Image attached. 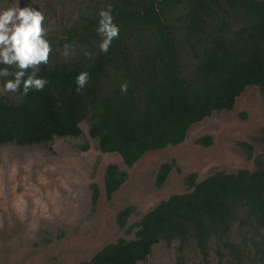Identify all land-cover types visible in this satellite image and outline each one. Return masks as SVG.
<instances>
[{
  "label": "trees",
  "instance_id": "trees-1",
  "mask_svg": "<svg viewBox=\"0 0 264 264\" xmlns=\"http://www.w3.org/2000/svg\"><path fill=\"white\" fill-rule=\"evenodd\" d=\"M108 5L120 32L103 53L97 28ZM47 39L52 65L37 76L48 83L26 97L17 92L16 105L0 102V146L80 139L86 121L98 149L119 154L131 168L147 153L182 144L190 128L214 112L232 110L248 87L264 96V0H94L79 22ZM65 43L72 46L67 56ZM81 72L90 79L78 93ZM211 142L208 136L197 140ZM256 162L254 172L217 171L200 182L189 174L188 192L145 214L134 239L106 246L84 264H138L161 242L176 243L180 257L195 247L205 264L212 251L217 264H264V165ZM175 167V161L160 166L157 189ZM128 178L108 165L107 196ZM92 189L96 202L99 191ZM136 213L127 207L117 221L124 225Z\"/></svg>",
  "mask_w": 264,
  "mask_h": 264
},
{
  "label": "rangeland",
  "instance_id": "rangeland-1",
  "mask_svg": "<svg viewBox=\"0 0 264 264\" xmlns=\"http://www.w3.org/2000/svg\"><path fill=\"white\" fill-rule=\"evenodd\" d=\"M93 1L0 0V11L17 5L40 10L49 38L79 22ZM51 65L50 58L41 70ZM2 81L0 102L18 104V93H5ZM80 126L84 136L80 139L55 138L47 146L0 147V264L88 262L102 248L134 239L135 225L159 203L174 194L187 193L184 180L189 174L196 173L200 182L217 171L254 172L258 157L264 164V100L255 86L237 98L232 110L214 112L192 126L182 144L147 153L131 168L119 154L98 149L88 136L86 121ZM203 136L212 137V147L196 143ZM240 143L252 146L251 158ZM171 161L176 167L164 187L157 189V172L163 163ZM110 164L129 175L112 199L104 190L105 170ZM94 184L100 191L96 206L92 204ZM129 206L136 207L137 213L122 225L116 220L117 214ZM233 235L235 239L236 228ZM178 256L176 243L161 242L146 261L138 264H179ZM180 258V264H205L195 247L184 250ZM209 261L217 264L215 251Z\"/></svg>",
  "mask_w": 264,
  "mask_h": 264
},
{
  "label": "clouds",
  "instance_id": "clouds-1",
  "mask_svg": "<svg viewBox=\"0 0 264 264\" xmlns=\"http://www.w3.org/2000/svg\"><path fill=\"white\" fill-rule=\"evenodd\" d=\"M112 6L99 13L100 20L97 34L101 37L99 48L107 53L114 39L119 37V26L114 23L111 15ZM45 16L31 6L24 8L9 7L0 11V79H4L3 91L17 93L26 97L29 92L42 91L48 81L38 77L42 65H48L52 53V45L48 30L44 26ZM72 46L65 43L64 55H69ZM89 74L81 72L75 83L79 93L89 82ZM128 83L121 84V91L126 93Z\"/></svg>",
  "mask_w": 264,
  "mask_h": 264
},
{
  "label": "flooded vegetation",
  "instance_id": "flooded-vegetation-1",
  "mask_svg": "<svg viewBox=\"0 0 264 264\" xmlns=\"http://www.w3.org/2000/svg\"><path fill=\"white\" fill-rule=\"evenodd\" d=\"M3 67H4V65H3V64H0V68H3ZM0 80L2 81V79H0ZM2 82H3V81H2ZM255 87H257V86H255ZM258 88H259V87H258ZM259 90H260V89H259ZM260 92H261V91H260ZM261 95H262V94H261ZM262 98H263V100H264V96H263V95H262ZM203 137H206V136H203ZM208 137H211V136H208ZM201 138H202V137H201ZM198 139H199V138H198ZM198 139H197V140H198ZM211 139H212V137H211ZM197 140H196V143H197ZM262 141L264 142V137L262 138ZM50 144H51V143H50ZM197 144H198V143H197ZM212 144H213V139H212L211 145H209V146H205V145H202V144H198V145L203 146V147H206V148H210V147H212ZM10 145H14V144H10ZM48 145H49V144H48ZM239 145H240L241 148L244 149L245 152H247V157H248V158H251V156H252V154H251L252 146H250V145H248V144H245V143H240ZM241 145H246L247 147H251V150H250L249 148H247L246 146H241ZM2 146H6V145H2ZM46 146H47V145H46ZM0 147H1V146H0ZM20 147H21V146H20ZM248 154L250 155V157L248 156ZM257 159H260V160L262 161L261 157H258ZM257 159H256V160H257ZM262 163H263V162H262ZM256 165H257V162H256ZM263 165H264V164H263ZM129 168H130V167H129ZM258 168H259V167H258V165H257V170H258ZM105 172H106V170H105ZM128 180H129V178H128ZM128 180H127V181H128ZM126 183H127V182H126ZM126 183H125V184H126ZM125 184H124V185H125ZM94 185H96V184H94ZM124 185H123V186H124ZM96 186H97V189H98V191H99V187H98V185H96ZM123 186H122V187H123ZM122 187H121V188H122ZM91 188H92V187H91ZM121 188H120V189H121ZM120 189H119V190H120ZM104 190H105V175H104ZM119 190H118V191H119ZM118 191H117V192H118ZM117 192H115L111 197H108V196H107V193H106V190H105V196H106L108 199H112V197H113ZM99 197H100V191H99ZM99 197H98V199H97L96 202L93 201V189H92V204H93V206H96V204H97V202H98V200H99ZM129 207H130V206H129ZM126 208H127V207H126ZM124 209H125V208H124ZM124 209H123V210H124ZM121 211H122V210H121ZM121 211H120V212H121ZM118 213H119V212H118ZM117 215H118V214H117ZM116 220H117V217H116ZM117 222H118V221H117ZM104 248H105V247H104ZM104 248H102V249H104ZM102 249H101V250H102ZM101 250H100L99 252H101ZM99 252H97L96 254H98ZM96 254L93 256V258L96 256ZM93 258H92V259H93ZM92 259H91V260H92ZM91 260H90V261H91ZM90 261H88V262H90ZM84 263H87V262H84ZM84 263H82V264H84Z\"/></svg>",
  "mask_w": 264,
  "mask_h": 264
}]
</instances>
